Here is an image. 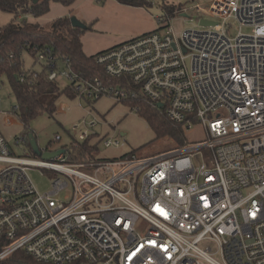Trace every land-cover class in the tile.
I'll list each match as a JSON object with an SVG mask.
<instances>
[{"label":"built area","instance_id":"1","mask_svg":"<svg viewBox=\"0 0 264 264\" xmlns=\"http://www.w3.org/2000/svg\"><path fill=\"white\" fill-rule=\"evenodd\" d=\"M189 1L178 13L192 9L216 25L180 34L168 25L103 51L95 62L111 82L85 77L50 48L38 62L82 101L145 100L176 125L202 126L207 139L147 158L73 160L97 128L111 126L88 112L70 149L37 160L13 156L0 133V264L17 253L41 264H264V0ZM101 142L124 146L114 136ZM16 144L29 145V137ZM31 169L60 176L41 194Z\"/></svg>","mask_w":264,"mask_h":264},{"label":"rangeland","instance_id":"2","mask_svg":"<svg viewBox=\"0 0 264 264\" xmlns=\"http://www.w3.org/2000/svg\"><path fill=\"white\" fill-rule=\"evenodd\" d=\"M149 1L152 3L151 7L140 9L121 8L113 0H77L70 8L51 2L50 14L39 19L38 22L47 27L53 20L60 17H69L70 19L75 17L85 25H91L92 29L86 31L82 37L83 50L88 55H96L115 48L144 34L157 31L166 25L173 27L178 34L188 29L202 28L199 14L192 9H190L188 17L177 13L168 24L161 25L158 19L164 15V0ZM165 1L175 3L174 0ZM199 2L208 6L212 0H199ZM175 4L178 5L177 2ZM194 4V2L185 0L181 7L190 8ZM11 19L12 15L0 10L1 25L9 23ZM229 24L232 25L229 27L231 36L236 37L240 31L239 25L235 20ZM242 32L248 34L251 29L242 28ZM24 59L26 69L34 68L36 71L42 69V63H36L32 56L25 54ZM60 67H64L62 62ZM60 83L62 87L68 85L67 81ZM16 106L10 82L7 77H3L0 84V133L9 143L13 156L18 158L43 159L33 154L28 145L16 144L17 139L29 137L30 133L36 135L37 144L42 151L55 152L63 148L70 149L78 139L72 129L85 118H89L88 112L111 124V126L97 128L99 136L93 138L87 145L92 161L116 160L132 154L139 158H147L179 147L170 136H159L149 118L133 111L130 105L118 102L110 96H105L99 101L89 104L79 98H71L63 94L56 102L57 110L53 115L45 113L38 116L30 122L28 128L14 112ZM6 117L13 120L11 125H6ZM57 136L61 137V141H56ZM113 136L115 139H119L124 146L106 148L101 140ZM185 136L189 143L207 139L202 126H195L191 130L185 129ZM5 167L6 165L0 163V171ZM28 175L41 194L50 192L57 177L60 176L43 169H31ZM72 192L73 187L70 185L57 199L63 201ZM148 228L149 225L143 222L140 231L144 233Z\"/></svg>","mask_w":264,"mask_h":264},{"label":"trees","instance_id":"3","mask_svg":"<svg viewBox=\"0 0 264 264\" xmlns=\"http://www.w3.org/2000/svg\"><path fill=\"white\" fill-rule=\"evenodd\" d=\"M76 1L0 0V10L12 15L9 23L0 24V84L3 77L8 78L19 108L15 113L26 128L33 119L42 114L53 115L57 110L56 102L61 95L65 94L71 98H76V95L72 93L70 85L62 87L60 82L50 81L47 66L44 64L38 76L33 78L32 75L36 70L26 69L25 54L35 58L37 63L38 53L50 48L58 61L69 58L76 71H81L85 77L99 76L106 82H111L103 69L95 62L97 55L103 51L96 55H87L83 50L82 37L86 31L92 29L91 25L86 24V30L74 28L69 17L55 19L47 27L38 22L39 19L50 14L51 2L70 8ZM114 1L134 8L152 6L149 0ZM163 2L164 15L159 19L163 24H168L182 7L165 0ZM162 28L164 27L159 30ZM21 74H25L28 79L22 82ZM125 104L130 105L132 109L136 104L141 105L140 114L149 118L159 136H170L178 146L187 143L184 126L171 122L163 110L154 108L145 100L125 102ZM32 134L36 138V135ZM28 146L31 148L30 144ZM79 153V158L72 159L83 161L89 158L88 160H92L86 145L79 150ZM11 264L41 263H37L23 253H17L11 260Z\"/></svg>","mask_w":264,"mask_h":264},{"label":"water","instance_id":"4","mask_svg":"<svg viewBox=\"0 0 264 264\" xmlns=\"http://www.w3.org/2000/svg\"><path fill=\"white\" fill-rule=\"evenodd\" d=\"M43 1H46V0H43ZM71 24L74 28H79L82 30H86L87 28V26L83 22L79 21L75 17L71 18ZM200 25L203 27H209V26H215L216 23L212 21H208V20H201ZM162 107L163 105L160 104L159 108H162ZM29 140H30V146L32 148L33 153L38 157H42L44 160H53L54 158L58 157L60 154L64 152V150H59L55 152L42 151L40 147L38 146L37 140L33 134L29 135Z\"/></svg>","mask_w":264,"mask_h":264},{"label":"crops","instance_id":"5","mask_svg":"<svg viewBox=\"0 0 264 264\" xmlns=\"http://www.w3.org/2000/svg\"><path fill=\"white\" fill-rule=\"evenodd\" d=\"M114 1V0H113ZM116 2V1H115ZM118 3V2H116ZM119 4V3H118ZM119 6H121V8H129V9H140V8H134V7H129V6H124V5H121L119 4ZM86 53V52H85ZM87 54V53H86ZM88 55V54H87Z\"/></svg>","mask_w":264,"mask_h":264}]
</instances>
